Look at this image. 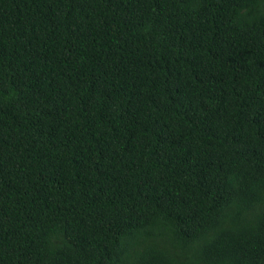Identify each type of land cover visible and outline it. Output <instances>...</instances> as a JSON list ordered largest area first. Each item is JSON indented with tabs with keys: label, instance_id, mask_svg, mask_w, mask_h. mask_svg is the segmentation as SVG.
Masks as SVG:
<instances>
[{
	"label": "trees",
	"instance_id": "16d2710c",
	"mask_svg": "<svg viewBox=\"0 0 264 264\" xmlns=\"http://www.w3.org/2000/svg\"><path fill=\"white\" fill-rule=\"evenodd\" d=\"M0 264H264V0H0Z\"/></svg>",
	"mask_w": 264,
	"mask_h": 264
}]
</instances>
